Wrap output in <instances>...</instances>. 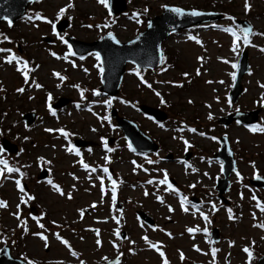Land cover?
Masks as SVG:
<instances>
[{
	"label": "rangeland",
	"instance_id": "rangeland-1",
	"mask_svg": "<svg viewBox=\"0 0 264 264\" xmlns=\"http://www.w3.org/2000/svg\"><path fill=\"white\" fill-rule=\"evenodd\" d=\"M69 2L37 1L30 7L44 19L27 17L10 28L14 34L20 35L22 42L29 43L22 48L18 42L21 48L18 54L25 55L26 52L34 63L28 67L27 81L17 71V63L7 62L3 59L6 53H0V123L4 126L0 138L7 134L13 138L12 142L19 145L18 148L22 147L18 149L19 155L11 156L12 161L17 163L15 165L34 176L46 168L51 185H57L63 193L51 188L50 183L35 184L31 181L28 186L31 193L25 195L16 187L17 177H0V190L4 192L0 200L6 199V207L0 208V231L3 235L6 232L11 235L18 227V213L22 208H25V212L29 209L28 205L25 206L27 196L33 197V206L39 214L27 216L28 227L38 230L35 226L39 222L44 225L41 232L33 236L29 232L22 237L21 230L17 229L18 241L9 245L12 255L31 260L33 264H80L81 261L83 264H103L120 256L122 250H125L123 261L120 259L123 264H163L160 252L164 253L163 259L168 264H250L252 256L243 252V248L248 246H256L257 251L264 255V228L257 226L264 224V211L251 198L258 195L264 201V189L251 188L247 182L254 176L264 178V132H253L237 125L227 130L216 123L219 116L233 110L258 108L264 101V89L259 87V84H264V52L260 51L264 48V0H248L247 12L244 10L245 0H126L125 11L131 9L140 15L122 16V13L111 20L107 8L97 0H71V8L66 7ZM166 5L184 9L205 7V10L221 12L225 18L228 17V21L223 20L212 27L194 28L191 34L202 45L190 40L188 32L171 36L163 48L173 49L171 57L177 59L176 66L164 65L156 74L144 72L142 76L151 86L145 87L146 90L140 88V83L132 74L125 75L120 93L122 91L127 95L133 104L125 101L120 93L117 99L99 96L100 65L95 55L74 60L60 54L55 47L47 46L56 44L63 34L82 41H94L112 32L120 42L130 40L145 27L146 17L160 14ZM61 7L65 8V12L57 18ZM60 18L69 21L68 28L61 36L53 31V23ZM242 18L250 21L255 32L248 37L249 72L242 81L243 92L237 102L231 104L226 100L232 79L230 73L235 69L232 64H235L244 46L237 40V48L233 51L231 34L224 29L233 26V20ZM44 36L54 41L51 44L43 43L41 38ZM2 47L9 45L5 43ZM59 76L65 79L61 80ZM20 78L23 85L18 88H23V91L17 92L16 85ZM37 84L39 87H36ZM94 90L97 95H93ZM84 91H89L86 94L92 99L91 102L83 101L87 96ZM157 92L160 96L156 95ZM52 97L78 102L80 108L77 110L68 103L58 111L59 114L48 115L44 109L45 103ZM106 99H110L111 103L105 105L103 101ZM161 99L165 101V106L172 103L169 108L163 107L167 116L170 115L164 122L167 130L149 123L135 109L139 103L158 107ZM135 102L137 104L134 106ZM110 107L117 108L120 114L134 120L143 132L160 141L163 150L156 155V161L167 153L181 156L188 150L191 152L190 163L183 165L176 160L163 162L161 159L153 172L142 170L140 159L128 155L121 147L117 127L113 130L107 120L98 119ZM30 110L36 112L37 118L31 126L25 127L20 118ZM171 116L180 121L178 126L172 122ZM209 116L212 118L209 119ZM260 120L264 123V113L259 115ZM193 124L200 130L204 128L203 124H209L213 135L224 134L230 140L237 170L230 174L229 186L224 194L226 203L221 202L215 190L216 179L222 177L220 164L210 159V154L218 146L210 139L212 135L201 136L197 131L189 132L187 129ZM173 127L183 128L184 131L175 129L171 132ZM56 129L68 132L69 138L72 134L76 138L92 140L96 146L81 151V155L77 156L66 150V139ZM102 135L113 137L112 150L122 157L101 150L100 144L104 142ZM184 140L188 141V146ZM207 155L209 157H205ZM0 157L5 159V153ZM20 162L22 164H18ZM82 163L89 167L85 169ZM101 165L110 166V173L121 181L115 200L99 190L100 179L97 177L103 175ZM91 166L97 168L95 173L90 171ZM150 174L161 179L165 174L167 177L170 175L176 180L178 192L171 189L165 191L158 181V193H155L153 188L147 186L151 184L147 183ZM109 183L112 185V182ZM158 194H162L160 200L156 199ZM22 195L25 196L23 202L20 200ZM182 197L186 198L184 203L186 201L188 206L184 204V208L187 211L180 207ZM115 201L121 206L119 211L109 209V205L112 202L115 204ZM169 207L173 209L172 212L168 211ZM136 210L151 215L156 231L139 222ZM201 211L208 217L206 223L199 218ZM229 215L232 219H229ZM21 221L24 223V220ZM121 225L126 228H122L126 236L119 242L114 233L119 232ZM189 227H198L200 231L189 233L186 231ZM212 227L219 231L218 242L210 238ZM57 235L68 242L71 251L56 238ZM41 236L45 239L42 240ZM143 237H147L148 243ZM97 239L101 241L99 246ZM5 240L0 233V247L7 244ZM213 243L218 250L214 256L208 250ZM149 244H155L156 248H150ZM71 252L76 255L73 256Z\"/></svg>",
	"mask_w": 264,
	"mask_h": 264
},
{
	"label": "water",
	"instance_id": "water-1",
	"mask_svg": "<svg viewBox=\"0 0 264 264\" xmlns=\"http://www.w3.org/2000/svg\"><path fill=\"white\" fill-rule=\"evenodd\" d=\"M28 1L30 0H0V20L5 19V17L7 20H13L22 14ZM186 14H190V12L182 11V14H177L172 12L170 8L162 16L152 20L147 30L130 43L117 44L111 38L106 41V38H108L106 37L104 40L92 45L91 48L100 53L104 67L102 89L107 93H114L113 90L119 85L126 61H131L138 67H156L159 65L160 42L171 32L197 22L195 19H190V15ZM89 47L87 46V48ZM143 109L144 111L147 110V108ZM152 113L159 118L162 116L158 111H152ZM24 118L31 122L33 114H28ZM126 131L132 144L135 146L142 144L140 136L135 129L128 126ZM4 146L9 150L14 149L8 143H4ZM228 158L229 160L231 159L230 154ZM2 254H7V250L4 249ZM12 262L21 264L17 260Z\"/></svg>",
	"mask_w": 264,
	"mask_h": 264
},
{
	"label": "snow or ice",
	"instance_id": "snow-or-ice-1",
	"mask_svg": "<svg viewBox=\"0 0 264 264\" xmlns=\"http://www.w3.org/2000/svg\"><path fill=\"white\" fill-rule=\"evenodd\" d=\"M97 3L103 5L105 8H108V6H109V5H108V0H97ZM72 6H73V5H72L71 0H70V2L67 4L66 7L71 8ZM244 10H245L246 12L249 10V3H248V0H245V3H244ZM145 11H147V9H145ZM171 11L174 12V13H177V14H182V9L179 8V7H172V8H171ZM64 12H65V8H64V7H61V8L59 9L58 13H57V18H59L60 16H62V15L64 14ZM190 14H191L192 16H198V15H201V13L198 12V11H196V10H192ZM132 16H133V17H136V16H137V13L133 12V13H132ZM5 19H7V18L5 17ZM35 19H37V20H39V19H44V17H42L39 13H37L36 16H35ZM229 19H231V17H229ZM139 22H140L139 19H137V23H139ZM9 24H11L10 21H9ZM89 27H91V25H89ZM97 27H99V25H97ZM105 27H107V25H105ZM224 30H225L226 32H230L231 37H232V50L235 51L236 48H237V39H238V37H237V32H236V31H233L231 28H226V29H224ZM53 31L55 32V26H54V25H53ZM241 31L244 33L243 43H244L245 45H247V44L249 43V40H248V34L250 33V28H243V29H241ZM2 35H3V34H0V36H2ZM108 36H109L110 38H112V39L114 40V42H116V43L119 42V41H116V40H115V37L113 36V34H112L111 32L108 33ZM3 39H4V40H8V37H7V36H3ZM59 39L61 40V42L66 43V41H64V37H63V36L59 37ZM189 39H192V37H189ZM196 42H197V43H200L199 40H197ZM260 51H261V52H264V48H261ZM0 53H6V55L3 57V59H5L7 62H9V63H11L12 61H16V62H17V65H18V66H17V71H20L21 74L24 75V79H25V81H27V80H28V76L26 75V73H27V71H28V65H27V63H26V62H22V61H21V57H20L19 55H15V54H13L11 49L0 48ZM69 53H71V48H69ZM53 55H55V54L53 53ZM83 58H84L83 56L80 57V59H83ZM95 59H96V61H97L98 64H99V62H100V60H101V55H100L99 52L95 53ZM164 59H165L164 56L161 55V56H160V63H161V64L164 63ZM224 62L227 63V61H224ZM232 67L235 68V67H236V64H232ZM162 70H163V69H162ZM100 71L103 72L104 69L101 67V68H100ZM53 75H59V74H58V73H53ZM184 75L186 76L187 74L185 73ZM230 75H231L233 78H235V72L230 73ZM59 78H60L61 80H64V79H65V77H63V76H59ZM142 82H143V81H142ZM33 83H35V81H33ZM209 83H211V81H209ZM36 87H39V85L37 84ZM74 87H78V86L74 85ZM149 87H151V86L149 85ZM259 87L262 88V89H264V84H259ZM16 91H17V92H22V91H23V88H18V89H16ZM97 94H98V93L94 90V91H93V95H97ZM156 95H157V96H160V93L157 92ZM189 102H191V101H189ZM103 103H104L105 105H108V104L111 103V100H110V99H106V100L103 101ZM160 103H161V104H164L165 101H164L163 99H161V100H160ZM208 118L211 119L212 117L209 116ZM98 119L108 120L109 118H108L107 116H100V117H98ZM160 126L163 127V125H160ZM92 130L95 131V129H92ZM187 130H188L189 132H196V129H194V128H188ZM257 130H259L260 132H264V127H258V126H256V125L250 126V131L255 132V131H257ZM46 131L51 132V131H53V130H52V129H46ZM56 131L62 132V134H63V136H64L65 139H67L68 136H69V133L63 131L62 129H56ZM177 131H181V132H182V131H184V129H183V128H179V129H177ZM200 135L203 136L204 133H200ZM25 139H27V138H25ZM101 139H102V141H103V138H101ZM181 139H183V137H181ZM213 139H215V138H213ZM184 144H185L186 146H188V141L184 140ZM105 147H107V145H105ZM128 147L131 148V145L129 144ZM66 150L69 151V152H75V154H76L77 156L80 155L79 150L75 149L71 144L68 145V148H67ZM107 150H108L109 152L112 151L111 148H108ZM0 151H3V150L0 149ZM17 155H19V153H17ZM105 159L107 160L108 157H105ZM149 163H152V161H149ZM0 165H3V169L6 170L8 173H13V172L18 171V169H16V168L9 167V163H8V161L5 160L3 157H0ZM83 167H84L85 169H87L89 166H88L86 163H84V164H83ZM92 171H95V169H92ZM103 171H104L105 174L108 173V169H107V168H104ZM162 171H163V170H162ZM192 171L195 172L196 169L193 168ZM233 171H236V170L233 169ZM205 175H207V174H205ZM237 176L239 177V173H237ZM256 178L259 179V176H257ZM74 179H75V177H74ZM97 179H101V177H97ZM108 180L112 182V199L115 200V199H116V182H115V180L112 179V176H110V175L108 176ZM15 183H16V187H17L22 193H24V189L21 187L20 180H16ZM49 183H51V181H49ZM147 183H152V181L149 180V181H147ZM159 184L167 185V188H165V191H168L169 189H171L172 191H176V189L173 188V185H172L171 183H169V181H168V177H167V174H165L164 178L161 179V180L159 181ZM52 187H53L58 193L61 192V189H60L57 185L52 184ZM189 187H193V185H189ZM101 190L103 191V183L101 184ZM61 194H63V193H61ZM145 194L147 195V193H145ZM25 195H27V194L25 193ZM69 198H70V197H69ZM251 198H252L253 200H256V199H257L255 196H252ZM24 199H25V196L22 195V196L20 197V200L23 202ZM27 199H28V200H31V199H33V197H32V196H27ZM156 199H157V200H160V197L157 196ZM185 199H186V198H183V197L181 198L180 207H181L184 211H187V209L184 208V200H185ZM4 207H6V202L3 201V200H0V208H4ZM93 207H94V205H93ZM257 207H259L261 211H264V206H261V205L259 204V202H257ZM17 208H19V205H17ZM213 210H214V206H213ZM168 211H169V212H172L173 209H172L171 207H169ZM230 212H231V210H229V213H230ZM42 215H43V214H42ZM200 217H201L202 219H204V220H208V217H207L202 211L200 212ZM229 219H232V216H231V215H229ZM22 223H23V221H21V224H22ZM257 226H258V227H261V228H264V224L257 225ZM40 227L42 228L43 225H40ZM186 231L189 232V233H193V232H198V231H200V229H199L198 227H189V228L186 229ZM204 231L207 232V229H204ZM114 235H116L117 238H119V233H118V232L114 233ZM40 238H41L42 240L45 239L44 236H41ZM56 238H57L58 240H60V242H61L62 244H64L66 247L68 246V242H67L66 240L61 239V237H60L59 235H57ZM143 239L145 240L146 243H148L147 237H143ZM130 243H131V241H130ZM96 244H97V246H99V245L101 244L100 239H97V240H96ZM45 246H47V245H45ZM230 246H231V245H230ZM113 247H116V245L113 244ZM149 247H150V248H156V245H155V244H149ZM193 247L195 248V245H193ZM196 250L199 251L198 248H197ZM69 251H71L70 248H69ZM217 251H218V250H217L216 248H212V249H211V252H212L213 256L215 255V253H216ZM243 251H244L245 253H247L249 257L251 256V252H250V250H249L248 248H244ZM71 254H72L73 256L76 255L75 252H71ZM160 256H161V258H162V260H163V264H168V261H167L166 259H163V257H164V253H163V252H160ZM181 258H183V254H182V253H181ZM28 264H33V262H32L31 260H29V261H28ZM80 264H83V261H81ZM115 264H119V255H117V259H116Z\"/></svg>",
	"mask_w": 264,
	"mask_h": 264
}]
</instances>
